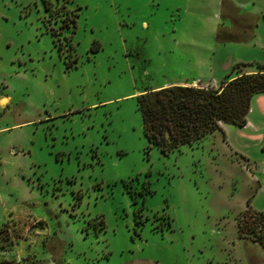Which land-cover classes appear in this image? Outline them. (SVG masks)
Returning <instances> with one entry per match:
<instances>
[{
  "label": "rangeland",
  "instance_id": "374dc122",
  "mask_svg": "<svg viewBox=\"0 0 264 264\" xmlns=\"http://www.w3.org/2000/svg\"><path fill=\"white\" fill-rule=\"evenodd\" d=\"M221 2L0 0V261L264 264L236 223L264 211L261 112L163 155L136 105L264 65V0Z\"/></svg>",
  "mask_w": 264,
  "mask_h": 264
},
{
  "label": "trees",
  "instance_id": "16d2710c",
  "mask_svg": "<svg viewBox=\"0 0 264 264\" xmlns=\"http://www.w3.org/2000/svg\"><path fill=\"white\" fill-rule=\"evenodd\" d=\"M257 68L250 73L237 69L236 76L223 81L216 89L170 85L149 89L137 96L136 105L149 146L165 155L181 146L199 143L220 130L221 124L244 127L253 97L264 94V65ZM236 223L239 237L264 249V211H255L248 204L237 216ZM7 263L0 261V264Z\"/></svg>",
  "mask_w": 264,
  "mask_h": 264
},
{
  "label": "crops",
  "instance_id": "0c3cea01",
  "mask_svg": "<svg viewBox=\"0 0 264 264\" xmlns=\"http://www.w3.org/2000/svg\"><path fill=\"white\" fill-rule=\"evenodd\" d=\"M214 1H217V0H214ZM222 2H224V0H222ZM221 6H222V4L220 5V7ZM217 16L218 15L216 13L213 15V19L216 20V22H217V23H215L216 24L215 25L216 29L213 31V37H215V41H216L217 38L221 37L222 33H225L223 31V28L221 27V25H223V23H219V21H220L219 19L220 18H219V16L218 17ZM231 17H232L231 14H226V19L227 20H228V18H231ZM224 29L225 30L227 29V31H230L228 29V27L224 28ZM211 34H212V31H211ZM208 61L211 62L209 59H208ZM239 63H242V62L241 61H229L228 64H226V65L217 64L218 68L221 71L219 73L215 74V73H213V70H211L209 78L215 80V82H218L219 80H221L222 77H224L225 75H227L231 71V69L233 68V66L235 64H239ZM250 72H255V71H247L245 73H250ZM191 82L192 81H189V79H185L184 82L177 81V82H174V83L164 84V85L156 87L155 89L160 88V87H167V86H170V85H182V86L191 85ZM255 109L257 111L261 112L260 116H264V94L253 97L252 102H251V108H250V111H249V113L247 115V124L245 126L250 125L249 117L254 114ZM223 125L224 124H221V129L223 128Z\"/></svg>",
  "mask_w": 264,
  "mask_h": 264
},
{
  "label": "snow or ice",
  "instance_id": "6c2138e0",
  "mask_svg": "<svg viewBox=\"0 0 264 264\" xmlns=\"http://www.w3.org/2000/svg\"><path fill=\"white\" fill-rule=\"evenodd\" d=\"M168 135H169V136H171V135H172V133H171V132H169V133H168ZM162 138H163V136H162Z\"/></svg>",
  "mask_w": 264,
  "mask_h": 264
}]
</instances>
